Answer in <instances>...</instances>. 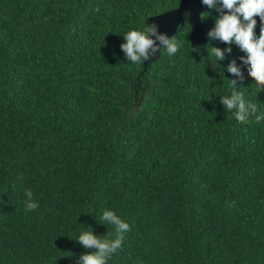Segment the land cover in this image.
<instances>
[{
	"label": "trees",
	"instance_id": "trees-1",
	"mask_svg": "<svg viewBox=\"0 0 264 264\" xmlns=\"http://www.w3.org/2000/svg\"><path fill=\"white\" fill-rule=\"evenodd\" d=\"M179 2L0 0V264H264V85L208 35L220 13L202 3L204 40L184 21L172 56L120 47ZM107 211L130 230L101 253L79 236L119 238Z\"/></svg>",
	"mask_w": 264,
	"mask_h": 264
},
{
	"label": "clouds",
	"instance_id": "clouds-1",
	"mask_svg": "<svg viewBox=\"0 0 264 264\" xmlns=\"http://www.w3.org/2000/svg\"><path fill=\"white\" fill-rule=\"evenodd\" d=\"M202 3L209 9L215 8L220 14L215 18L214 26L209 30L210 37L218 38L227 45L236 44L241 51L245 53L240 59L247 66L248 75L253 78L257 85H264V0H219L220 6H217L215 0H202ZM226 10V11H224ZM185 17L189 15L188 11L184 13ZM201 19L207 17L206 13L200 14ZM259 17L261 22L260 35H254L256 20ZM143 31L130 30L124 34L125 42L120 45L123 49L127 60L132 63H140L147 60L150 53L157 51V46L152 37L158 40L162 45L166 46L169 56L174 55L180 43L174 39H169L164 34L157 31L158 25L155 22L146 23ZM224 51H231V48L221 50L212 48V53L217 59H224ZM228 71L241 76L240 69L235 61L228 65ZM242 78V76H241ZM234 85L235 81H231ZM228 108H233L236 102L238 109L236 112V120L247 122L251 113L255 112L256 105H245L242 96L235 95L232 99H223L222 101ZM257 121L261 117H255ZM26 210L32 211L39 207L38 203L32 200L33 193L31 190L25 191ZM103 218L116 223L121 232V236L117 238L110 246L106 242L97 240L91 233L83 232L79 236V241L84 246H96L103 253L105 250L115 251L121 246L123 233L130 230V225L119 219L113 212L107 211ZM81 264H104L101 255L85 254L80 257Z\"/></svg>",
	"mask_w": 264,
	"mask_h": 264
},
{
	"label": "water",
	"instance_id": "water-1",
	"mask_svg": "<svg viewBox=\"0 0 264 264\" xmlns=\"http://www.w3.org/2000/svg\"><path fill=\"white\" fill-rule=\"evenodd\" d=\"M202 8L201 0H180L177 6L149 15L145 20L147 23L155 22L158 25L157 31L168 38L176 31L180 24L186 21L190 25L188 32L190 43L191 45H198V42L204 40V23L200 17ZM185 11L189 12L187 18L184 15ZM152 38L158 49L150 56L151 58H154L158 55L160 46L164 45L158 40H155V37Z\"/></svg>",
	"mask_w": 264,
	"mask_h": 264
}]
</instances>
